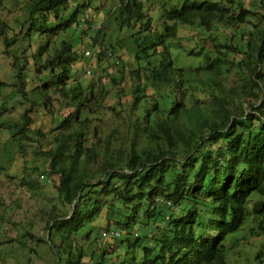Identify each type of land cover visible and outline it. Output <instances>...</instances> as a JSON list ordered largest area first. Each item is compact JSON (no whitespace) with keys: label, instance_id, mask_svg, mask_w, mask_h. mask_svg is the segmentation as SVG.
<instances>
[{"label":"trees","instance_id":"1","mask_svg":"<svg viewBox=\"0 0 264 264\" xmlns=\"http://www.w3.org/2000/svg\"><path fill=\"white\" fill-rule=\"evenodd\" d=\"M121 1L119 28H138L129 56L106 82H83L72 71L85 57L86 32L77 31L90 21V0H23L13 36L0 0L10 85L31 94L21 118L0 128L21 150L23 139L49 137L36 154L72 206L48 221V240L35 242L49 243L54 264H229L248 232L258 241L252 264H264V0H185L163 7L158 27L144 0ZM181 25L196 28L189 48L179 42ZM33 105L54 117L50 134L31 128ZM105 209L128 236L112 235L109 224L88 253ZM28 237L17 238L22 247Z\"/></svg>","mask_w":264,"mask_h":264},{"label":"rangeland","instance_id":"2","mask_svg":"<svg viewBox=\"0 0 264 264\" xmlns=\"http://www.w3.org/2000/svg\"><path fill=\"white\" fill-rule=\"evenodd\" d=\"M78 1L82 0H74L72 6ZM90 1L92 8L87 11V14L90 16L89 22L91 23L81 22L77 32L80 34V30L83 29L86 33L83 34L81 43L77 47L79 50L82 46L91 48L94 55H86L75 63L72 72L76 78L83 82L92 78L106 82L108 74H116L113 67H120L121 59L129 56L132 46V37L129 34L131 30L135 31L138 28H119L116 16L119 13L121 0ZM251 1L246 0L247 3ZM184 2L185 0H144V11L149 16H153L154 25L158 27L161 23L159 17L163 7L181 6ZM3 4L6 8L2 10L1 15L10 25L7 35L13 36L19 30L15 25L25 17L23 0H18L14 7L9 0H3ZM90 32L93 34H89ZM195 32V27L179 26V42L183 47H190L189 37ZM228 32L233 33L231 30ZM36 46L37 42H34V47ZM112 46L115 47L116 53L109 56ZM4 49L0 39V82L9 84L6 87L0 86V111H3L0 113V121L3 120L5 123L11 124L19 120L22 112L31 105L28 101L31 94L18 93L15 91V87L10 85L14 81V71L10 60L4 54ZM101 51H105V54L98 60L97 54ZM26 89H30V86L28 85ZM108 103L114 104V99H110ZM66 111L64 110V112ZM30 115L33 118L31 128H39L50 134V129L56 123L54 117L47 115L40 105H33ZM107 130L108 127L104 124L103 131ZM33 139V141L21 140L25 144L21 150L18 142L6 140L5 132L0 128V264H54L56 256L49 247V243H37L35 239L39 237L48 240L51 234L48 221L51 217L56 214L59 216L68 215L72 211V206L63 200L55 186L57 176L48 174L49 160L41 154H36L39 149L48 147L49 137L37 141L33 136ZM5 141L6 144H4ZM24 176L27 180L35 181L34 187L22 184ZM111 202L117 203L112 197L106 200L108 205ZM110 217L111 214H108V210L105 209L99 220L92 226L93 231L89 233V239L84 244L88 253L100 246L101 240L108 237L109 232L106 236L103 235L107 225L110 224L112 235H114L115 228L121 227L117 223H112L114 220L110 221ZM137 228L142 230L144 226L139 223ZM26 231L32 232L35 238L28 237L27 247H22L17 238ZM120 231L118 236H128L126 228H122ZM83 234L86 235V232ZM97 236L101 240L97 238L96 242L92 244V240ZM243 236L245 237L243 238ZM251 237L248 232H245L241 236L239 245L229 250V264L253 263V256L256 252L255 244L258 241ZM85 260L87 261V259Z\"/></svg>","mask_w":264,"mask_h":264},{"label":"built area","instance_id":"3","mask_svg":"<svg viewBox=\"0 0 264 264\" xmlns=\"http://www.w3.org/2000/svg\"><path fill=\"white\" fill-rule=\"evenodd\" d=\"M81 49H82V52L84 53L85 56H86V55H88V56H89V55H94V54L91 52V48H88V47H86V46H82ZM119 231H120V230H114V231H113L114 236L117 237V236L119 235ZM120 232H121V231H120ZM107 233H108L107 231H104V232H103V235L106 236Z\"/></svg>","mask_w":264,"mask_h":264}]
</instances>
